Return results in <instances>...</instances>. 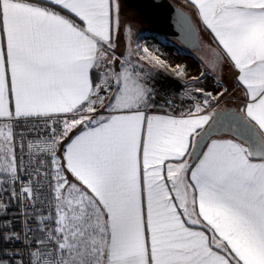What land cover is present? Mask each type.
Segmentation results:
<instances>
[{
	"label": "snow or ice",
	"instance_id": "snow-or-ice-1",
	"mask_svg": "<svg viewBox=\"0 0 264 264\" xmlns=\"http://www.w3.org/2000/svg\"><path fill=\"white\" fill-rule=\"evenodd\" d=\"M186 7L190 78L120 0H0V264H264V0Z\"/></svg>",
	"mask_w": 264,
	"mask_h": 264
},
{
	"label": "water",
	"instance_id": "water-1",
	"mask_svg": "<svg viewBox=\"0 0 264 264\" xmlns=\"http://www.w3.org/2000/svg\"><path fill=\"white\" fill-rule=\"evenodd\" d=\"M129 9L136 11L139 19L149 28L168 38L176 40L188 51H198L203 48L200 30L193 18L181 6L175 4L171 0H121ZM183 13L191 22L194 32H188L177 22L179 14ZM199 43V47L194 43ZM237 107L233 103L228 108Z\"/></svg>",
	"mask_w": 264,
	"mask_h": 264
},
{
	"label": "built area",
	"instance_id": "built-area-1",
	"mask_svg": "<svg viewBox=\"0 0 264 264\" xmlns=\"http://www.w3.org/2000/svg\"><path fill=\"white\" fill-rule=\"evenodd\" d=\"M137 43L141 45L146 44L149 48L157 49L161 57L165 59L169 65H181L185 67L189 78L198 75L201 71H204L202 62L195 54L183 48L182 45L176 40L168 38L165 35L159 34L152 30H144L137 35L134 41V47ZM158 79L165 86V88L182 91L181 81L169 79L163 74H161ZM204 83L210 88L212 81L209 78L208 80L204 81ZM229 100L236 102L238 99L236 96H226L224 100L221 101L220 107ZM177 106L184 107L186 105H180L179 100H177ZM22 130L23 129L20 128L17 129L18 132Z\"/></svg>",
	"mask_w": 264,
	"mask_h": 264
},
{
	"label": "trees",
	"instance_id": "trees-1",
	"mask_svg": "<svg viewBox=\"0 0 264 264\" xmlns=\"http://www.w3.org/2000/svg\"><path fill=\"white\" fill-rule=\"evenodd\" d=\"M172 2H174L175 4H177V5H179V6H181L182 8H184L187 12H189L192 16H193V18H194V20H195V22H196V24H197V26H198V28H199V30H200V37H201V42H202V46H203V48L201 49V50H198V51H190V52H192L193 54H195L197 57H198V59L202 62V64H203V66H204V63H203V58L204 57H207L208 55H209V52H208V45H212L213 47L215 46L214 44H213V42H212V38L210 37V35L207 33V32H205V30L201 27V25H200V23H199V21H198V19H197V17L195 16V14H194V11L190 8V7H186V1H184V0H171ZM123 4V3H122ZM144 26V30H149V28L144 24L143 25ZM143 30V31H144ZM206 38H208L210 41H207V40H205ZM224 70H227V67L225 66L224 67ZM227 72V71H226ZM226 75V73L223 71V75ZM234 97H235V95H234ZM233 103H235V102H233ZM236 104V103H235ZM226 105H227V103H225L223 106H221V107H226Z\"/></svg>",
	"mask_w": 264,
	"mask_h": 264
},
{
	"label": "rangeland",
	"instance_id": "rangeland-1",
	"mask_svg": "<svg viewBox=\"0 0 264 264\" xmlns=\"http://www.w3.org/2000/svg\"><path fill=\"white\" fill-rule=\"evenodd\" d=\"M120 4H121V17H122V19L128 20L129 18H133L137 22H139V24H143L144 25V23L139 19L136 11H134L133 9L127 8L124 4H122V1L121 0H120ZM132 31H133L132 42H134V40L136 39V37H137V35L139 33L138 34L137 33L135 34L133 28H132ZM136 31L138 32V30H136ZM205 40L210 41L208 38H206ZM122 43L123 44L119 46V49H121L122 51H125L126 50L125 42L123 41ZM226 71L227 70H224V72L226 73V75L224 74V79L229 84V82H230V76L228 75V73ZM232 101L233 100L227 101L226 102L227 103L226 107H230L233 104Z\"/></svg>",
	"mask_w": 264,
	"mask_h": 264
},
{
	"label": "crops",
	"instance_id": "crops-1",
	"mask_svg": "<svg viewBox=\"0 0 264 264\" xmlns=\"http://www.w3.org/2000/svg\"><path fill=\"white\" fill-rule=\"evenodd\" d=\"M184 1H186V0H184ZM198 19V18H197ZM129 21H131V24H132V28L134 29V33L136 34H138V33H140V32H142L143 30H144V26H143V24H139V22H137L135 19H133V18H129L128 19ZM199 21V20H198ZM200 23V22H199ZM200 25H201V27L205 30V32H207L209 35H210V37H211V34L203 27V25L200 23ZM136 30H138V32L136 31ZM212 38V37H211ZM135 41V40H134ZM123 40H121L120 41V43H119V46L120 45H122L123 43ZM132 47L134 48V42H132ZM120 52H122V50L121 49H119V47H118V49H117V55H119L120 54ZM227 67V73H228V75L230 76V82H229V86L231 87L232 85H233V74H232V70L228 67V66H226ZM235 96L237 97V101L235 102L237 105L236 106H238V104H239V96H240V92H239V90H237L236 91V94H235Z\"/></svg>",
	"mask_w": 264,
	"mask_h": 264
}]
</instances>
